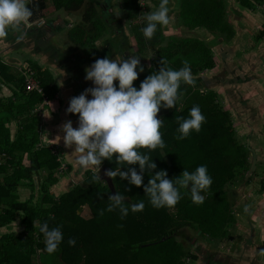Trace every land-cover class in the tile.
<instances>
[{"label":"trees","instance_id":"16d2710c","mask_svg":"<svg viewBox=\"0 0 264 264\" xmlns=\"http://www.w3.org/2000/svg\"><path fill=\"white\" fill-rule=\"evenodd\" d=\"M83 1L51 0L54 6L64 7L67 10H77ZM147 1L159 3V0ZM214 1L216 0H211L209 5L213 7ZM249 1L252 0H240L252 7ZM260 1L254 0L256 4ZM184 2L185 0H175L174 9L178 11V15L180 11L183 12L186 9L188 14L191 16L193 14L196 18L192 16L194 20L191 22L180 21L182 25L192 27L191 29L197 26L205 27L208 34L212 36L223 34V31H227L223 34L227 37L234 33L233 28L227 29L226 26L221 33L216 32L209 21L200 19L201 13L195 2L187 3V6ZM221 2L223 0H217L216 7H213V14L214 10L223 13ZM45 5L46 0H33L32 4H29V7L33 8L30 21L42 16ZM143 6L152 11L147 2ZM142 8L140 0H122V12L128 19L133 18L135 11L138 12ZM208 13L211 15L210 11ZM100 17L106 21L103 15ZM100 17L95 15L94 9H86L84 15L86 27L77 25L69 33L73 42L83 46L85 44L93 46L95 40L107 28L104 23L102 24ZM144 24L133 27L136 44L139 49L149 45L155 55L151 58L149 70L138 75L133 85L139 86L147 74L157 71L161 66L160 61L165 67L178 69L182 67V61L187 60L192 74L199 75L195 84L185 86L180 93L177 105L166 110L162 107L163 111L157 114L160 116L158 118L163 119L160 128L164 141L163 149L142 148L140 151L147 152L149 158L156 164V168L151 170L152 173L163 169L166 170L168 178L178 176L183 168L193 171L200 164L206 165L212 184L204 193V202L193 203L187 190L181 189L184 194L172 207L174 211L169 212L171 208L152 207L148 202L147 194L143 191V185L151 176L147 170L139 187L128 184L126 180H121L118 176L110 178L112 185H109L101 180L99 173L97 176L100 180L96 179L94 172L88 169L85 172L84 186L77 183L71 186L70 182H65L64 187L68 189L61 193L50 189V186L58 180L56 173L65 172L68 166L63 155L54 152L49 145L41 141L40 110L37 106L41 104L43 97L36 91H26L23 76L8 73L6 65H0V82L9 84L11 90L10 96L0 99V153L3 152L8 156L6 163L13 166L10 174L0 178V229L10 227L17 218L21 227L19 231L0 232V264H34L36 262L37 264H62L63 260L72 262L76 257L75 254L78 259L84 258L85 264H90L96 256L98 257L94 262L96 264H189L195 261L196 264L199 261L200 264H214L217 256L212 257L208 249L201 248L199 244L197 247H192L187 242H185L186 245H182L177 240L185 239H177L174 232L184 227L197 229L200 230L199 235L206 238V242L209 243L226 237L228 226L235 223L233 200L229 198L228 192L229 190L235 192L239 185L249 182L250 177L244 178V172L251 162L248 159L249 150L252 148L255 150L256 147L251 143L247 146L236 142V132L230 125L231 110L222 108L218 100L219 94L212 88L213 86H210L212 82L209 76L201 73L215 65L210 49L202 46L201 50L200 46L193 45L192 40L195 39L191 36L171 38L172 40H166L164 43L159 32V25L153 37L150 40L145 39L140 31ZM263 34L264 26L256 37L260 39ZM29 66L38 85L47 96V102L40 106L49 110L51 101H55L56 89L53 78L47 70L40 69L34 62L30 61ZM194 104L200 106L205 120L199 132L190 131L186 138L178 140L176 137L179 135L177 130L179 121L176 117H187L190 107ZM11 121L15 123V132L12 137L8 125H5ZM115 155L114 153L113 158ZM23 156L28 159V165L21 164ZM4 163H0V172L6 170L7 166ZM64 163L66 169L60 170V166ZM114 166V159L112 162L104 160L99 172ZM130 166L139 171L137 165ZM43 170L47 172L46 178L42 177ZM121 170H124L123 166ZM21 188L29 190L28 197L23 200L19 198ZM260 190H264L263 181ZM116 192L124 193L127 197L123 198L125 207L143 200V210L138 212L129 210L123 219L118 209L108 211L107 205L110 203L107 200L108 196ZM84 206L88 207L87 216L77 212L79 207ZM45 221L50 228L59 225L63 234L58 250L51 254L44 250V238L38 231L39 225ZM69 238L75 239L74 245H68ZM93 240L99 245H93ZM89 241H91V253L87 251ZM200 253L205 255L201 256ZM33 254H36L35 258ZM218 263L222 264V261ZM223 264H227L226 261Z\"/></svg>","mask_w":264,"mask_h":264},{"label":"clouds","instance_id":"9594fccd","mask_svg":"<svg viewBox=\"0 0 264 264\" xmlns=\"http://www.w3.org/2000/svg\"><path fill=\"white\" fill-rule=\"evenodd\" d=\"M33 0H0V38L8 36L9 31L19 33L16 39H22L31 27L30 18ZM148 3L145 0V3ZM168 0H159L153 11L145 14V24L140 29L145 39H151L158 25L169 23ZM140 56L129 55L120 59H110L107 55L97 58L84 69V79L91 82L78 95L69 99L65 113L78 114L77 126L71 120L62 123V140L64 145L73 146L78 155L75 162L83 169L91 168L98 179L102 161L112 162L115 166L105 170L108 178L119 177L134 186L142 185L146 170L151 173L143 191L148 196L149 204L154 208H172L182 198L181 189L187 190L195 204L204 202V193L212 184L207 166L200 164L193 171L184 169L174 177L168 178L166 170L151 172L156 164L147 152L140 149H163L164 141L160 128L163 119L157 117L163 108H172L180 99L181 84H194L193 75L187 60L182 67L173 69L161 66L152 71L140 83L133 85L138 73L144 71ZM114 80L116 83L114 84ZM4 92H8L5 87ZM179 121L178 140L186 138L190 131L199 132L205 116L199 105H193L185 118L176 117ZM61 139L60 136H58ZM116 154L113 158V154ZM130 165H137L139 171ZM123 166L124 170H121ZM100 180V179H98ZM103 181V180H102ZM124 193L116 192L108 196L107 210L118 209L121 219L132 212L142 211L144 201L131 203L125 207ZM102 214V213H101ZM39 233L44 238V250L51 254L58 250L63 234L59 225L49 227L47 221L39 225ZM68 245H74L75 239L69 238Z\"/></svg>","mask_w":264,"mask_h":264},{"label":"rangeland","instance_id":"374dc122","mask_svg":"<svg viewBox=\"0 0 264 264\" xmlns=\"http://www.w3.org/2000/svg\"><path fill=\"white\" fill-rule=\"evenodd\" d=\"M48 1L51 4V1L50 0ZM89 1L90 0H85V3L82 6L81 10L87 7ZM210 1L211 0H207V1L206 0H191V1L185 0L184 3L186 4L185 6H187V3L191 4L192 2H195V5H198L199 12L201 13L200 19L209 21L210 24L215 28L216 32L221 33V31L224 30L225 26L227 29H230V26L228 25L229 19L225 18L226 14L229 13L228 5L226 1L224 0L223 2H221L223 4V13H220L219 11L216 12L214 10V14H213V9H214L213 7H216L217 0L213 2V7L211 6V4L209 5ZM113 2L116 7L120 5L119 4L120 2L118 0H113ZM249 2L252 3V7L254 8V15L259 21L256 24H251V27L247 30V34L245 35L246 38L243 37L242 39L243 41L242 47L239 46L238 48H236L235 46L234 47L233 46L232 47L223 46L222 44L218 43V40H217V43L215 42L217 46L215 45L213 47H208V45H210L211 42L205 41L203 37H200V35H203L204 33L206 36V31H205L206 28L202 27V28H205L203 29L204 30L203 31L201 29V26H197L194 28L195 30H192V33H194L193 36L195 37V40H192L193 42L192 44L193 45L196 44L200 46L201 50H202V46L209 48L211 50L212 60H214L215 62L214 67L201 71V73L203 72L205 76H208L210 74L215 73L217 69H219V67L221 68L222 66H224L223 71L218 74V77H220L219 80L221 81V83L233 81L231 82V84H226V85H212L211 83L210 86H213L212 88L219 94L218 100L222 108L231 110V116H230L231 123L230 122L229 123L236 132V142L237 143L240 142L241 144L245 143V139H244L245 136L240 135L239 132L247 133L249 131V128H247V126L244 124L245 121L244 120L239 121L240 120L239 118H242V117L246 118V124L248 126L252 125V127L256 128L260 132H264V119L262 120L259 117L261 114L264 117V91L261 90L260 92V89L258 87L251 85L252 83L254 84L256 81V84L259 83L258 85H262V87L264 88V34L260 39L256 40V38H254V35L258 32L259 28L262 27L263 25L260 22L262 23L264 22V18L263 16H261L262 9L264 10V0H261L259 4H256L257 2H254V0L249 1ZM140 3H142V0L140 1ZM147 5L149 6V2ZM209 11L211 12V15L208 13ZM46 12L49 13V11H46ZM177 12H176V17L178 21L182 22V21L187 20L191 22L192 20H194L193 17L195 16H193L192 14L193 16L192 17L190 14H188L186 12V9L183 12L180 11V15H178L179 13ZM174 19L175 18H173V22L175 23ZM172 26L173 28L172 27L169 28V34L175 31L176 25L172 24ZM226 32L223 31V34H226ZM185 34H186L185 30H183L182 35H185ZM56 37L58 36L56 35ZM60 37H63L64 39H66L65 33H63L62 36ZM176 38H179V37H176ZM206 38L210 39L209 37H206ZM58 39L62 41L61 38H58ZM197 39L202 41V43L199 42ZM66 43L67 42H65V45ZM133 43H135V41H133L131 38V44L133 45ZM71 46L73 47V45ZM4 49L5 47H0V60H1L0 65H5V64H2ZM197 49L198 47L196 48V51ZM77 50L81 52L83 55H87V53L90 52V48H88V46L77 47ZM145 52L147 53L148 51H145ZM136 53L140 54L141 52H135L134 54L136 55ZM192 53L194 52L192 51ZM149 54H150L149 60H152L151 58H154V55H155L154 51L151 50ZM11 55L17 57L19 61H22V63H24L23 61H25V59H27L26 57H28L26 53L18 52V51L11 52ZM140 59H141L140 63H142L143 61L147 63L146 56H144L143 59L142 58ZM37 61L41 63L39 58L37 59ZM6 62H9V60H7ZM87 64L90 65L91 63L86 62L85 66ZM85 66H83V68ZM6 68L9 71L12 67L9 65H6ZM52 73L56 76L55 72H52ZM134 86L138 88L136 84H134ZM2 88L3 86L0 87V90H2ZM3 93L4 92L0 91V97L3 96ZM240 95L243 96L245 99L240 97ZM56 107H58V103L52 101L51 108H49V110L48 109L44 110V112H47L48 116L46 119H44V121L42 120L41 122L43 125L42 130L40 127V131L42 133L41 137L43 138L42 139L43 142H46L47 145H49L53 149L54 152L59 153L64 156L65 162L68 161L70 163L72 159L68 154L70 152L68 151V148L66 149L64 145H61V147H63L61 149L60 145L56 143L53 139H51L52 138L51 130L60 131L59 130L60 125H62V123L64 122V121L61 122V120L59 121L57 120L58 121L57 123L55 122L56 117L50 111H55ZM258 109H259V112L260 111L262 112L257 114V116L253 117L255 114L254 111ZM245 110L247 111L245 112ZM256 117L258 119L255 122L253 118H256ZM253 123H255V126L253 125ZM226 125H228V123ZM53 127L56 128V130L51 129ZM56 136L57 135L53 137H56ZM262 138H263L262 136L259 137V141H261ZM56 139H58V137H56ZM48 140H51V141H48ZM261 142L264 143V140H262ZM254 151L256 153V150ZM71 153H73V151L70 152V154ZM263 153H264V148L262 151V157H264ZM250 154L251 153H249V158H248L249 161H251ZM65 156H67V158L71 160H68ZM21 163L23 165H28V159L24 156ZM250 164L251 162L249 163V166H248L249 168L244 172L245 174L244 178L246 177V175L247 177H250L249 182H247V184L243 183L244 185H239L238 190L236 189L237 193H235L236 191L231 192L230 190L228 192L229 198L233 200L232 207L234 209V215L236 216L235 217L236 220H235V223L228 226V234L226 235V237L223 240H215L213 243H209V242H206V238L199 235L200 230L192 229L190 227H184L179 230H175L174 233L177 239H183V240L185 239L184 241H180V240H177V241H179L182 245H186L185 242L190 243L192 247H197L199 244L201 248L205 247V248H209L212 250L218 249V251L220 252L221 251L226 252L228 250L231 253H243L245 255L244 256L245 260L242 262H239L238 264H249L254 258L256 259L257 257L259 258L257 261L262 260L264 264V248L262 249V252H260L261 245L258 242V240H261V241L264 240V191L259 190L261 187V182L262 181L264 182V161H258V160L257 162L255 161L254 167H251ZM64 166H65V163H64ZM45 176H46V173L43 170L42 177L46 178ZM68 177L64 176V177H61V178L59 177V178L60 179L65 178L69 180L71 177L69 178ZM78 181L79 182L81 181V176L80 178H78ZM83 185L84 183H82V186ZM57 187H58L57 185L51 186L50 189H54L55 192L59 193L61 190H58ZM235 188L236 187H234V189ZM19 192H20L19 193L20 200L26 199L29 195V190L26 188H21ZM33 199L35 200V198ZM245 199H248L249 204H246V206L241 210L239 209L240 208L239 206H242V202H244ZM239 200H243V201H239ZM45 205L46 204L44 203V206ZM87 208H88L87 206L82 207L80 210V213H82L84 216H87L86 214ZM172 211H174L173 208H171L169 212H172ZM20 229L21 227L19 226V218H17L14 222L11 223L10 227L8 228L3 227L0 229V232L7 231V230L19 231ZM247 235H250V237H252L251 240L256 243L255 254H250V256L247 255V253L241 247V240L243 237ZM255 238L257 240H255ZM92 243L93 245H99L96 243L95 240H93ZM90 246H91V241H89L88 246H87V251L89 253H91L92 251ZM229 249H232V250H229ZM33 255L35 258L36 254H33ZM74 256L76 257L73 258L72 262L63 260L62 264H85L86 263L84 258L81 260L77 258V254H75ZM211 256L215 257L214 254H211ZM126 257H128L127 254H126ZM96 258L98 257L96 256ZM96 258L92 260L90 264H96L94 263ZM71 259L72 258H70V260ZM139 263H141V259H139ZM195 263L197 262L195 261L194 263H189V264H195ZM34 264H37V262Z\"/></svg>","mask_w":264,"mask_h":264},{"label":"crops","instance_id":"0c3cea01","mask_svg":"<svg viewBox=\"0 0 264 264\" xmlns=\"http://www.w3.org/2000/svg\"><path fill=\"white\" fill-rule=\"evenodd\" d=\"M98 1L100 2V0H96V1L90 0L88 2L87 7H85L83 10H81L82 6L85 3V0H84L82 2L81 6L77 10H67L64 7H56L52 4V2L50 4V2L48 0H46L45 8L42 10V16L34 19L33 21H30L31 27L24 33L22 39H20L19 41H17L16 38H14V40H11L10 37H11V35H14V33L13 34L11 33L10 37H8V38L7 37L0 38V47H5V49L3 51V60H2L3 63L2 64L9 65L12 67L9 71L7 70L9 73H16L18 75H22V72L19 70V66L21 64H23L22 61H19L17 57L11 55V52L18 51V52H24L28 56V57H26L27 59H25V61H23L24 63H27L28 65H30V61L34 62L36 65H38L40 67V69L47 70L51 74V76L53 75L52 78H53L54 86L56 89V93L54 96L55 101L54 100L53 101L54 102L58 101V107H56L55 111H51V112L56 117V121H55L56 123L59 120H61V122L66 121V120H71L72 126L74 128L77 126L78 114H71V113L66 114L65 113V109L67 107L68 101L71 97L75 96L76 92L80 93L86 87H91L92 85L89 82H87V83L84 82L85 81L84 72L82 70H84L87 65L85 66V63H86L85 60L83 62L80 61L79 55L82 53L77 50V47H86L88 45L85 44L86 46L85 45L83 46V45H80L78 43L73 42V40L70 38L69 33L77 25L80 27H83V26L86 27V24H85L86 22L84 19L85 10L88 8L94 9L95 15H96L97 9H96V6L94 4L97 3ZM102 1L104 3V0H102ZM225 1H226L228 6L232 5L233 7H235L239 11V12H237L238 14H236V13H232L231 10L228 9L229 14L231 15V19L235 18V17L238 18L239 13L241 12L242 13L241 17H244L245 21L247 23H249V24L250 23H252V24L258 23L259 20L254 15V8L249 7V4L248 5L244 4V3L240 2V0H225ZM91 7H93V8H91ZM106 7H104V9H106ZM46 11H49V13ZM58 14H60V16H62L64 18H68L71 23H69L67 21L65 22V21L60 20L58 18ZM173 18H175V15ZM44 21L49 22V25L45 29L42 27V25L44 24ZM102 24H103V22H102ZM107 24H108V27L112 26L111 22H107ZM240 25H242V26H240ZM245 26H246L245 22L244 21L242 22V19H240L239 20V27H240L239 31L246 30ZM83 29H85V28H83ZM260 29H262V27H260L259 30ZM259 30H258V32H259ZM205 31H207V30L205 29ZM9 33H10V31H9ZM63 33H65L66 39H64L63 37H60V36H62ZM246 34L247 33H245V35ZM18 35H19V33H18ZM56 35L58 37H56ZM221 35L222 34H220V36ZM245 35L243 37L246 38ZM185 36H187V35H185ZM185 36L182 35V37H185ZM191 37L193 39H195V37H193V36H191ZM58 38H61L62 41H60V39H58ZM50 39H51V41H50ZM205 40L209 41L208 38H206ZM22 41L25 43L22 44L21 43ZM214 41L217 43V40H214ZM65 42H67L66 43L67 46L65 45ZM218 43L221 44L222 41H220V42L218 41ZM14 45H16V46L14 48H12V46H14ZM71 45H73V47ZM215 45L217 46V44L211 42V44L208 46L213 47ZM93 46H95V42H94ZM93 49H96V47ZM211 57H212V55H211ZM38 58L41 61V63L39 61H37ZM7 60H9V62H6ZM83 66H85V67L83 68ZM52 72H55L56 76ZM213 74H210L208 76H212ZM258 84L259 83L256 84V81H255V83L254 84L252 83L251 85L258 87L260 89V92H261V90L264 91V88L262 87V85H258ZM8 85L9 84L6 85V84H3L2 82H0V87L3 86L2 90H0L1 92H4L3 89L5 87L8 89V92H4L5 94L3 93V96H1L0 99H5L11 95V90L9 89ZM240 97L244 98L241 95H240ZM38 110H40V112H41L40 113V121L42 122V120L44 121V119L47 118L48 114H47V112H44L45 109H43L41 106L39 107ZM255 112H257L259 114L262 111L259 112V109H258ZM255 116H256V114H254L253 117H255ZM257 119H258L257 117L254 118V121L256 122ZM263 119H264V117L262 116V120ZM243 120L245 121L244 124L247 126V128H251V126H248L246 124V118L242 117L241 121H243ZM5 125L6 126L8 125L10 135L12 137L14 135V132H15V123L13 121H11V122L5 123ZM41 125H42V123L40 124L41 130H42L43 125L42 126ZM51 129L56 130V128H54V127ZM59 130L60 131L51 130L52 131L51 132V136H52L51 139H53L61 147V145H64L63 140H62L63 132L61 131V127ZM41 134L42 133H40V137H41ZM247 134H250V133L248 132ZM55 135H57L56 137L60 136L61 139H59V137H58V139H56V137H53ZM261 136L263 137L262 140H264V132H261L255 139L249 138V144L250 143L254 144L253 146L256 147V148L254 147L255 150L258 149L256 151V153L254 152L255 161H257L259 159H262L264 161V157H262V151L264 148V143L261 142L262 140L259 141V137H261ZM42 139L43 138L41 137V141L43 142ZM48 141H51V140H48ZM43 143H45L47 145L46 142H43ZM245 144L247 146L249 145L248 143H245ZM62 148L63 147H61V149ZM67 148H68V151H70V152L73 151V153H71V154H70V152L68 153L72 160L67 158L68 160H71L70 163L68 161H66L68 168L63 173H60L58 171L56 173L58 180H57V182H55L54 185H51V186L57 185L58 190H61L59 193L68 189L67 187L66 188L64 187L65 182H70L71 186L76 184V183L82 186V183H85L84 182V180H85L84 178L86 176L85 172L88 169H90L92 172H94L91 168L83 169L81 167H78L76 162H75V157L78 155V153L75 152L73 146H67L66 149ZM251 151H253V149ZM250 153L252 154V152H250ZM0 155H1L0 156V163L5 162L4 165L7 166L6 170H4L3 172H0V178H1L2 176H5L6 174H10L13 170V166L6 163L7 158H9L8 156H6L3 152H2V154L0 153ZM256 157H257V160H256ZM252 158H253V155H251V160H252ZM99 171H98V173L100 175L101 180H104L107 183H109V185H112V183H110L111 182L110 178H108V180L107 179L105 180V177H103L101 175V172H99ZM44 172L46 173V176H47V172L45 170H44ZM104 172L105 171H103V173ZM64 176H66V177L69 176L71 178L69 180H67L65 178L60 179L61 177H64ZM80 176H81V181L79 182L78 178H80ZM245 178H248L247 175ZM262 191H264V190H262ZM239 201H243V200H239ZM246 204H249L248 199H245L244 202H242V206H239L240 207L239 209L242 210L246 206ZM235 220H236V218H235ZM251 238L252 237H250V235H247V236L243 237L241 240V247L244 249V251L249 256H250V254H255V251H256V243L254 241H252ZM255 240H257V239L255 238ZM258 242L261 245L260 252H262V249L264 248V245H262V243L264 242V240H262V241L258 240ZM206 249H208V252L210 254H214L215 257L217 256L215 261H214V264H219L218 261H222V264L225 263V261L227 264L228 263L229 264H233V263L238 264L239 262H242L245 260V257H244L245 255L243 253H231L228 250L226 252H222V251L220 252V251H218V249H215V250H212L209 248H206ZM229 250H232V249H229ZM254 256H256V255H254ZM258 259H259L258 257L256 259L254 258L249 264H263V261L262 260L257 261ZM198 264H200V261L198 262Z\"/></svg>","mask_w":264,"mask_h":264},{"label":"flooded vegetation","instance_id":"af4514ba","mask_svg":"<svg viewBox=\"0 0 264 264\" xmlns=\"http://www.w3.org/2000/svg\"><path fill=\"white\" fill-rule=\"evenodd\" d=\"M118 1L120 2L119 3L120 5L117 7L115 6L113 0H104V3L101 0L100 2L98 1L97 4H94L96 6V9H97L96 10L97 11L96 16L99 18L101 15H103L106 18V21H103V19L100 17L101 21L104 23L105 27L107 26V28H106V30H104L102 35H100L95 40V46H90V47L88 46V48H90V50H91V49L96 47V49L100 52V58H103L105 55H107L110 59H117V60L120 59L121 57L124 58V57H127L129 55H135L134 54L135 52H141L140 54L136 53V56H140V57H138L139 60H141L140 58L143 59L144 56H146L147 63L144 61L142 63H140L144 67V71L138 73V75H140L141 73L147 72L151 66V60H149V57H150L149 52L151 51L152 48L149 45H147L146 47L139 49V47L136 44V36H135L134 31H133V27L137 24L145 23L144 16L147 12H149V10L143 6V4L145 3V0H142V3H140V4L142 5L143 8L140 9L138 12L135 11L134 17L128 19L125 17V15L122 12V0H118ZM174 3H175V0H170L168 5H167L169 8V13H168L169 23L167 25H159V32H160V35L162 36V42H164L166 40H172L171 38L182 37V31H183V29H181L182 24L180 21H178V19L176 17V10L174 9ZM156 4L157 3L149 2V7L152 9V11H153V9H155L158 6V4L157 5ZM104 7H106V9H104ZM228 9H230L232 13L238 14L237 12H239L232 5H229ZM173 14L175 15V19H174L175 23L173 22ZM241 14L242 13L240 12L238 18L235 17L232 19H231V15L229 13L226 14L225 18L229 19L228 25L230 26V28H233V30H234V33L230 34L232 36L227 37L223 34L222 35L224 37L222 35L220 36L219 34L216 36H212V35H209L208 32L206 31V36L204 33L203 35H200V37H203L204 39H206V37H209L210 38L209 41L212 43H215L214 40H218L219 42L222 41L221 44L223 46H231V47L235 46L236 48H238L239 46L242 47L243 36L245 35V33H247V30L251 27L252 23H250V24L247 23L245 21V18L241 17ZM261 16H263V18H264V10L263 9L261 12ZM58 18L62 21H65V22L67 21V22L71 23L68 18H64V17L60 16V14H58ZM240 19H242V22L244 21L245 23H247V25H249V26H247V25L245 26L246 30H244V31L243 30L239 31L240 30V27H239V20ZM107 22H111L112 26L108 27ZM172 24L176 25L175 31H173L171 34H169V28H171V27L173 28ZM261 24H263L262 26H264V22L263 23L261 22ZM48 25H49V22L44 21V24L42 25V27L45 29V28H47ZM201 29L203 30L205 28L201 27ZM258 33L259 32H257L254 35V38H256V40L258 39V37H256L258 35ZM131 38L133 41H135V43H133V45L131 44ZM254 38H252V39H254ZM21 43L24 44L25 42L22 41ZM16 45L12 46V48H14ZM105 46H109L112 49V51L109 52V54L104 53V47ZM145 51H148V52L146 53ZM210 52H211V50H210ZM79 57H80V61L83 62L85 60V58L87 57V55L80 54ZM223 69H224V66H222L221 68L219 67V69H217V71L212 76L208 77L210 79V81L213 83V85H226V84H231V82H233V81H231L229 83H226V82L221 83V81L219 80L220 77H218V74L220 72H222ZM82 71L84 72V70H82ZM198 75L197 74L193 75L194 84L196 83V78L198 77ZM84 82L85 83L89 82L91 84L90 81L85 80ZM115 83H116V81L114 80V84ZM185 86H186L185 84H181L180 90H179L180 93L183 91ZM188 86H192V85H188ZM78 94L79 93L76 92L75 96ZM163 110H166V108H164ZM163 110L161 108L158 111V113L162 112ZM246 111L247 110H245V112ZM254 113L257 116L258 113L255 111H254ZM157 117H159V115ZM259 117H260V119H262V114ZM239 119H240L239 121H241V118H239ZM253 125L255 126V123H253ZM248 132L250 134H247ZM248 132L247 133L239 132L240 135L245 136L244 137L245 143H248V144H249V138L255 139L261 133L259 130L252 127V125H251V128H249ZM248 135H250V136L248 137ZM249 151L255 152L254 149H253V151H251V150H249ZM101 175L103 177H105V180L106 179L108 180V177L104 175L103 171L101 172ZM200 255L204 256L205 253H203V254L200 253Z\"/></svg>","mask_w":264,"mask_h":264},{"label":"built area","instance_id":"2783aa9c","mask_svg":"<svg viewBox=\"0 0 264 264\" xmlns=\"http://www.w3.org/2000/svg\"><path fill=\"white\" fill-rule=\"evenodd\" d=\"M19 70L22 72L25 90L36 91L40 93L43 97L41 104H45L47 102V96L44 95L42 88L38 85L37 79L34 77L33 71L30 66L27 63H23L19 66ZM40 105L37 106V109L40 107ZM63 169H66V166H64V164L60 166V170Z\"/></svg>","mask_w":264,"mask_h":264},{"label":"water","instance_id":"95a60500","mask_svg":"<svg viewBox=\"0 0 264 264\" xmlns=\"http://www.w3.org/2000/svg\"><path fill=\"white\" fill-rule=\"evenodd\" d=\"M169 2V1H168ZM181 29H183V30H185V35H189V36H193V34L194 33H192V30H195V29H191V28H188L187 26H184V25H182L181 26ZM11 33L13 34L14 33V35H11ZM10 35H11V37H10ZM17 35H18V33L17 32H15V31H10V33L8 34V36H7V38L8 37H10L11 38V40H14V38H16L17 37ZM185 35H183V36H185ZM197 36V35H196ZM116 50V49H115ZM112 51V49L109 47V46H105L104 47V53L105 54H109V52H111ZM97 58H100V52L97 50V49H91L90 50V52L89 53H87V57L85 58V60H86V62L87 63H92V62H94V60L95 59H97ZM87 66H88V64H87ZM202 92V91H201ZM251 155H253V158H252V160H251V164H250V166L251 167H254V163H255V155H254V152H252V154ZM112 189V188H111ZM80 210H81V208L79 207L78 209H77V212H80Z\"/></svg>","mask_w":264,"mask_h":264}]
</instances>
